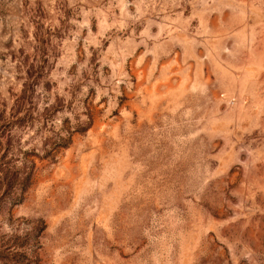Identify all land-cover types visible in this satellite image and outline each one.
<instances>
[{
    "label": "rangeland",
    "instance_id": "rangeland-1",
    "mask_svg": "<svg viewBox=\"0 0 264 264\" xmlns=\"http://www.w3.org/2000/svg\"><path fill=\"white\" fill-rule=\"evenodd\" d=\"M0 264H264V0H0Z\"/></svg>",
    "mask_w": 264,
    "mask_h": 264
}]
</instances>
